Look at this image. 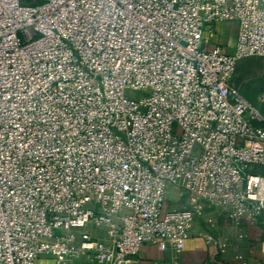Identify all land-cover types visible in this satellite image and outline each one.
<instances>
[{"label": "built area", "instance_id": "built-area-1", "mask_svg": "<svg viewBox=\"0 0 264 264\" xmlns=\"http://www.w3.org/2000/svg\"><path fill=\"white\" fill-rule=\"evenodd\" d=\"M251 56L264 0H0V264H136L205 204L263 213L264 114L232 83Z\"/></svg>", "mask_w": 264, "mask_h": 264}, {"label": "crops", "instance_id": "crops-1", "mask_svg": "<svg viewBox=\"0 0 264 264\" xmlns=\"http://www.w3.org/2000/svg\"><path fill=\"white\" fill-rule=\"evenodd\" d=\"M218 32L217 42L231 51L237 24L223 23L218 26ZM232 83L239 88L236 74ZM250 99L259 105V100ZM183 205V196L170 188L164 208H181ZM94 234L105 237L104 228L97 227ZM37 264L55 262L51 257L41 256ZM65 264L88 262L80 258ZM136 264H264V212L253 220H232L225 209L205 204L202 213L189 226L179 251L172 245L161 250L156 244L147 243L142 246Z\"/></svg>", "mask_w": 264, "mask_h": 264}, {"label": "rangeland", "instance_id": "rangeland-1", "mask_svg": "<svg viewBox=\"0 0 264 264\" xmlns=\"http://www.w3.org/2000/svg\"><path fill=\"white\" fill-rule=\"evenodd\" d=\"M228 32V31H227ZM215 39L218 40V37ZM236 74L239 80V91L247 97V100L264 114V99L260 100V96L264 97V61L260 57L251 56L238 60L236 64ZM259 100L256 105L251 99ZM96 232L97 227H86ZM94 228V229H93Z\"/></svg>", "mask_w": 264, "mask_h": 264}]
</instances>
